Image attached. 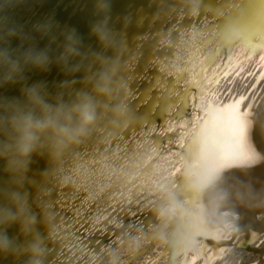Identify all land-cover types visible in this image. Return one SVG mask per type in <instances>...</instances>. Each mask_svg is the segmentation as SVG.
Wrapping results in <instances>:
<instances>
[{"label":"bare ground","instance_id":"obj_1","mask_svg":"<svg viewBox=\"0 0 264 264\" xmlns=\"http://www.w3.org/2000/svg\"><path fill=\"white\" fill-rule=\"evenodd\" d=\"M42 1L0 0V218L5 219L0 223V237L6 236L10 245L0 250V264H39L46 250L31 259L36 253L32 246L40 249L47 235L66 228L63 217L51 223L53 214L35 208L39 205L36 197L56 184L54 181L49 186L55 175L59 174L61 180L55 197L57 210L62 204L65 210L68 203L83 198L89 174L83 171L94 167L86 163L81 169V162L91 160V153L104 157L95 149L112 139L109 134L113 128L122 137L126 126L130 134L146 121L161 122L167 117L175 98L163 88L153 91L160 76L156 74L148 82V68L157 61L159 67L169 62V58L162 57L171 45L170 31L184 18L186 2L189 14L176 31L169 57L175 54L184 31L196 26L195 17L201 10L200 18L206 19L196 22L206 24L209 31L207 46L193 48L189 53L198 56L196 69L205 66L200 76L193 78L197 89L192 99L196 101L194 110L188 120L179 123L185 131L179 133L174 146L173 165L158 156L145 168L150 155L157 152L153 147L143 154L130 153L135 155H131L134 165L130 178L139 177H134L133 183L128 176L120 182V187L129 184L126 201L135 204L140 196L130 192L138 182H144L147 174L165 180L158 205L168 203L163 209L167 212L161 225L164 234L150 233L154 227L143 225L140 219L139 225L128 228L130 243H118L103 259L106 264H238L240 260L241 264H264V0H53L47 9H40ZM199 34L203 38L205 32ZM238 38L240 46L230 53L226 65L234 67L242 60L245 66L237 69L232 81L216 93L219 87L214 85L222 65L221 61H208L217 47L216 43L213 48L211 42L213 45L214 40H221L228 46ZM142 43L146 44L139 77L147 79L138 88V77L131 91L127 80ZM23 50L26 51L19 57ZM43 53L44 65L37 66L34 61ZM13 64L16 70H12ZM163 82L159 80L158 85ZM101 84L109 89L107 93L97 90ZM33 89L42 105L29 101ZM182 96L179 113L189 108L186 94ZM86 99L94 106L95 118L90 122L83 121L78 110ZM44 105L54 112L61 110L59 124L71 132L37 131L33 151L21 157L15 148L11 117L19 111L41 119ZM102 118L109 129L93 140L91 130L95 129L94 135L100 132L102 127L97 126ZM87 126L88 132L79 137ZM73 138L75 144L62 151ZM193 163L202 176H219L214 186L203 193L196 185L189 188L186 177L193 175L189 167ZM68 180L71 188L66 191L67 187L62 186ZM146 188L148 192L150 186ZM40 201L45 202L44 198ZM171 203L179 204V215L167 211ZM49 204L51 210L54 203ZM9 212L15 214L14 222L7 219ZM68 214L69 223L76 224L82 218L78 208ZM74 235L63 248L60 240L52 256L58 258H51L47 264H57L67 257V253L62 254L76 242ZM133 242L135 245H130ZM52 246L53 242L48 249ZM148 256L153 257V262L147 261ZM233 257L234 262L229 263Z\"/></svg>","mask_w":264,"mask_h":264},{"label":"water","instance_id":"obj_2","mask_svg":"<svg viewBox=\"0 0 264 264\" xmlns=\"http://www.w3.org/2000/svg\"><path fill=\"white\" fill-rule=\"evenodd\" d=\"M52 3L53 0H43L40 9H47L50 5H52ZM188 6V3L186 2L183 7V9L186 10L184 18L186 17L187 13L189 14V11L187 10ZM178 7L179 5L174 10L175 12L178 10ZM201 14L202 11L199 10L195 17V23H197L196 26L194 28H190L184 31L181 37V41L177 45V50L175 54L169 57L170 51L173 47V44L175 43L176 31L180 24H182V22L184 21V18L178 22V27L170 31L169 38L171 40V45L168 47L167 54L165 53V55L162 57L163 59L169 58V62L161 63V66L164 65L162 69L161 66L159 67L158 65L159 61L155 62L148 68V72L151 74V77L148 78V82L152 81L156 74L160 76H158L159 80H164L161 85H158V80L156 82V85L153 86V91H156L158 88H163L164 92L169 91L170 94L175 98L174 104L169 110L167 117L161 122L148 123L146 121V123H144L141 128H136L132 130L130 134L127 132L129 126H126L123 128L124 130L122 137L116 135L117 129L113 128L109 134L112 137V139H110L111 141L109 140L108 142H102L99 144L98 148L95 149L97 151V154L104 153V157H96V155H93V153H91L90 156H92V158L91 160H89L90 162L88 161L83 163L82 161L81 166L79 164L81 169H83V166L86 163L89 165V167H94L89 170L87 168L83 171L84 173L89 171L88 177L86 179L87 181L85 184V188L83 189V198L79 201L74 202V204L68 203L66 205L67 208L65 210V204L63 205L62 203V205H60L59 209L57 210L58 199H56L55 197L56 193L58 192V187L61 183V180L58 179L59 174L55 175L53 179L49 182V186H51L52 182H56L52 189H50L48 192L42 191L40 195L36 197V200L38 201L39 205L35 206V208L41 207L44 208L45 211L49 212V215L53 214L51 217V223L58 220V218L63 217V222L65 223L66 228L62 229L64 232L54 231L53 234L47 235L42 240L43 242H46L45 245L41 247L40 251L38 253L36 252L31 259L36 258L37 255L43 253L46 250L43 255H40L41 262L39 264H47L48 260L52 258L53 253L58 250L60 246V240H62L61 242L63 248L65 247L66 240L71 239L73 237L72 235L77 234V236L74 235V238L76 237V242L69 246L72 249L71 252L69 247L65 249L62 255H64V253H67V257H63L59 262H57V264H100L101 262V264H106V260L103 258L109 252H111V250L115 249L114 247H116L118 243L121 246L126 244L128 240L130 243L131 239H128L127 237L129 236V230H132L134 224L135 226L137 224L139 225L140 222L138 221L140 219L142 220V223H144L143 225H149L154 227V230L150 233H163L164 228L161 225L165 220V217L167 216V212L163 211V209L168 205V203H165V205L161 207L158 205L163 196L162 194L165 191L163 185V181L165 180H159L155 174H147L144 182L141 184H139L138 182V184H136L135 186L136 188H132L130 192L131 195L140 196V198L136 199L137 201L135 204L126 201L125 194L127 192L129 184L120 187V182L124 177L127 178L128 176L130 178L133 173L132 167L134 163H132L131 155L143 154V151L148 149L149 151H151V147H153L154 150L157 149V152L155 154L150 155L151 160L145 163V168L151 165L152 158L156 159L158 156H161V158L163 159L169 160L171 163L170 166L174 164V146L177 144L176 141L178 139L179 133L185 131V129L182 128L184 126H179V123L181 120H188L191 117V113L194 110L193 107L196 103V101H192V99L195 100L197 92L193 78L197 75L199 77L202 69L205 67L201 66L199 69H196V60L198 56L196 53H193L191 55L189 54L192 53V51L190 52V50L193 48L202 49L207 46L206 43L208 42L207 37L209 28H206V24H203L202 26L200 25V23L205 21V17L203 19L200 18ZM173 19L174 17L172 18V20ZM198 20H201L200 23L196 22ZM210 21L208 22V24L210 23ZM168 25L169 23L167 22L165 24L164 29H166ZM26 26L27 23L23 25V31L26 29ZM155 26L156 24H154V27ZM203 31L205 32V35L202 38L199 33ZM155 37L156 35H153L152 40H154ZM240 43V38H238L232 45L228 46H224L221 40H214L213 45L211 42V46H213V48L215 44L217 47L215 49V53H213L214 57L211 59L208 58V61L210 63L212 61H221L220 64L222 65V70L220 71L219 79L214 85L216 86L218 84L219 87L216 88V93L218 92L217 89L224 90L225 84H229L232 81V78L234 77V74L237 69L245 66L243 65L242 60H239L236 63L237 65L234 67H228L226 65V61L230 59V53H232L236 47H239ZM145 44L146 43H142L139 47V49H141V51L139 52L140 55L135 65L133 66V72L127 80L129 81L127 84L129 85L131 91H133L134 85L141 74V69L143 68L141 61L145 53ZM38 47L39 45L32 51V54H30L29 57L33 56V54L38 50ZM25 51L26 50L19 52L18 56L20 57V55L23 54ZM161 54L162 53L160 49V53L158 55L160 56ZM43 55L44 53L41 54L39 57L43 58ZM162 62L164 61L162 60ZM139 78L141 80L137 86L138 88H140L141 85L147 79L146 77ZM125 85L126 83L122 84L123 87ZM182 94H186L185 98L187 99V104H189V108H187L186 112L179 113L178 108L179 106L183 105L184 101V97L182 96ZM133 99L134 98H132V100ZM172 125H175V127ZM88 126L79 137L88 132ZM99 126L102 127V129L96 135H94L93 133L95 129L91 130L92 133L90 135L91 137H93V140L94 138H99L102 133H105L109 129V125L105 122L103 118L98 122L97 128ZM168 128L173 129L169 130ZM74 141L75 138H73L71 144L64 147L62 151L66 152V150L71 145L73 146L75 144L76 141ZM105 143H107L106 147H104ZM135 149L137 150V153H135ZM135 155H132V157L135 158ZM136 158L138 159V157ZM136 163H138V161H136ZM153 165L156 164L154 163ZM156 173H160V171ZM142 175L143 174L141 173L140 176ZM134 177L138 178L139 175H134ZM134 177L130 178V181H132L130 183H133ZM70 184L71 181L68 180L63 183L62 187H67L66 191H69L71 188ZM139 185H142V187L139 188ZM146 186H150V190L148 191L149 193L147 192ZM78 196L79 194L77 195V197ZM41 198H44L45 202H41ZM50 202L54 203L51 206V210L49 209ZM46 204L47 207H45ZM156 206H158L157 212H155L154 216H150L151 212L156 209ZM77 208L80 210L82 218L78 219L76 224L74 222V224L72 222L71 224L69 223L71 214L68 213L70 212V210L73 211ZM157 220H160V222L157 223ZM58 225L60 224H55V226ZM58 232L61 233L59 236H56ZM42 241L40 242V244L43 243ZM52 242L53 246L48 249ZM130 245L134 244L131 243ZM94 255H96V257H94ZM57 258L58 257L55 256L51 260H55ZM153 260L154 259L152 256H148L147 261L153 262Z\"/></svg>","mask_w":264,"mask_h":264},{"label":"clouds","instance_id":"obj_3","mask_svg":"<svg viewBox=\"0 0 264 264\" xmlns=\"http://www.w3.org/2000/svg\"><path fill=\"white\" fill-rule=\"evenodd\" d=\"M103 38V37H102ZM37 66L44 65V59L37 57L34 61ZM17 66L12 65V70H16ZM10 79V77H9ZM97 90L101 93H107L109 89L103 84L97 86ZM28 99L30 102L36 105H42L40 97L37 95L35 89H33L29 95ZM78 110L81 119L85 122H90L95 118L94 106L90 99H86L81 105L78 106ZM61 110L57 109L55 112L47 107L43 106L44 116L41 119L35 118L31 113H22L17 111L11 117V124L14 132L16 133V143L15 148L21 157H27L34 149L35 141L37 140V131H45L48 129H55L56 132L62 134H70L71 130L59 124V113ZM193 170V175L186 177L188 180L189 188L192 189L193 185H196L201 193L209 190L218 181L219 176H213L211 174L201 175L200 169L193 163L189 165ZM20 211H24V205L21 204ZM167 211L169 213L175 212L177 215L182 211L178 203L169 204ZM11 221L16 220L15 214L9 212L8 218ZM5 222L4 218H0V223ZM9 241L6 236L0 237V250H7L9 247ZM33 252H39L40 249L35 245L31 249Z\"/></svg>","mask_w":264,"mask_h":264},{"label":"rangeland","instance_id":"obj_4","mask_svg":"<svg viewBox=\"0 0 264 264\" xmlns=\"http://www.w3.org/2000/svg\"><path fill=\"white\" fill-rule=\"evenodd\" d=\"M134 243H135V242H133V244H134ZM134 245H135V244H134ZM234 260H235V259H234V257H233V258H231V259L229 260V263H233V262H234ZM242 261H243V260H240L238 264H241V263H242ZM107 264H110V261H109V262H107Z\"/></svg>","mask_w":264,"mask_h":264}]
</instances>
